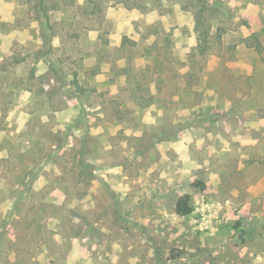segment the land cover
<instances>
[{"label":"rangeland","instance_id":"1","mask_svg":"<svg viewBox=\"0 0 264 264\" xmlns=\"http://www.w3.org/2000/svg\"><path fill=\"white\" fill-rule=\"evenodd\" d=\"M198 1L0 0V264H264V0Z\"/></svg>","mask_w":264,"mask_h":264},{"label":"trees","instance_id":"2","mask_svg":"<svg viewBox=\"0 0 264 264\" xmlns=\"http://www.w3.org/2000/svg\"><path fill=\"white\" fill-rule=\"evenodd\" d=\"M200 6L195 11V26L198 31V47L201 49V52H205L209 47V24L206 20V13L209 11V4L207 0H199ZM256 45L255 49L258 53H262V44L259 42V39L255 37ZM203 45V46H202ZM192 185L198 187L202 190L206 188V183L202 179H195L192 182ZM192 195L188 192L178 196L175 204V211L178 215L186 216L190 215L194 211V205L191 202Z\"/></svg>","mask_w":264,"mask_h":264}]
</instances>
